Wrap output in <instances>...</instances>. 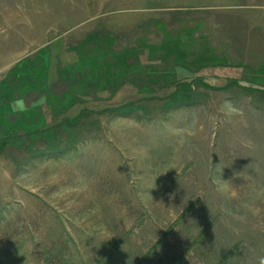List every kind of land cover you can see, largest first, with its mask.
Listing matches in <instances>:
<instances>
[{
  "label": "rangeland",
  "instance_id": "1",
  "mask_svg": "<svg viewBox=\"0 0 264 264\" xmlns=\"http://www.w3.org/2000/svg\"><path fill=\"white\" fill-rule=\"evenodd\" d=\"M0 264H264V0H0Z\"/></svg>",
  "mask_w": 264,
  "mask_h": 264
}]
</instances>
